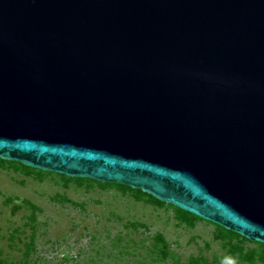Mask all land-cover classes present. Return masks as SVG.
Masks as SVG:
<instances>
[{
    "label": "water",
    "instance_id": "95a60500",
    "mask_svg": "<svg viewBox=\"0 0 264 264\" xmlns=\"http://www.w3.org/2000/svg\"><path fill=\"white\" fill-rule=\"evenodd\" d=\"M0 159L264 243V0H0Z\"/></svg>",
    "mask_w": 264,
    "mask_h": 264
},
{
    "label": "rangeland",
    "instance_id": "374dc122",
    "mask_svg": "<svg viewBox=\"0 0 264 264\" xmlns=\"http://www.w3.org/2000/svg\"><path fill=\"white\" fill-rule=\"evenodd\" d=\"M0 163V264H182L191 257L250 264L236 254L227 259L228 242L215 237V223L201 218L187 224L167 203L157 205L90 178ZM233 241L243 251L262 245L234 236ZM251 264L262 262L256 258Z\"/></svg>",
    "mask_w": 264,
    "mask_h": 264
},
{
    "label": "trees",
    "instance_id": "16d2710c",
    "mask_svg": "<svg viewBox=\"0 0 264 264\" xmlns=\"http://www.w3.org/2000/svg\"><path fill=\"white\" fill-rule=\"evenodd\" d=\"M0 160H3V159H0ZM3 164L0 163V167H2ZM26 166V165H25ZM55 173V172H54ZM59 174V173H58ZM63 175V174H62ZM66 176V175H65ZM67 177V176H66ZM69 177V176H68ZM66 180H74V181H82V180H77V179H65ZM84 181V180H83ZM87 182H91V181H87ZM106 184H102V186H115L117 189H119L120 191H130L132 192V194L134 195V197L136 198H141V197H145L144 199L146 201H149V202H153L157 205H163V204H166L156 198H154L153 196H151L150 194H147L139 189H133L127 185H123V184H118V183H114V182H104ZM133 189V190H131ZM168 206H171L174 211H175V216L177 218H179V220H182L183 222L187 223V224H192L193 221L195 219H201L199 218L198 216L188 212V211H185L183 209H180L176 206H173L171 204H167ZM32 207V209H34L35 207L33 205H30ZM33 210L31 211L30 213V220L32 219L33 217ZM216 225V230L217 232L215 233V237L216 238H225L226 239V242H228V245H227V251L229 252L227 259L228 260H231L233 258V254H236L240 259L242 260H246L248 261L250 264L253 263V261L257 258L258 260H260L262 262V264H264V243H261V242H257L259 244H262V245H259L260 248L259 249H251V250H247V251H243V248L241 247V244L238 242V241H233L231 242V239L234 237H236L237 239L241 240V241H244V240H248L247 238L233 232V231H230V230H227L217 224ZM160 244H162V246H166L165 242L163 241V238L156 234L155 237H154ZM159 254L160 257H162V255H165L166 253L162 252V249L159 250ZM182 264H215V263H211V262H206L205 260L201 259V258H189L188 261H186L185 263H182ZM222 264V263H220Z\"/></svg>",
    "mask_w": 264,
    "mask_h": 264
}]
</instances>
